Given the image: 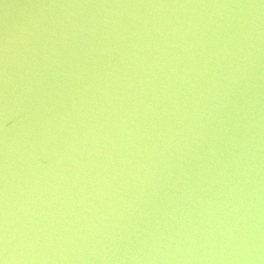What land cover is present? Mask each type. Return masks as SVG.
<instances>
[{
    "label": "water",
    "instance_id": "1",
    "mask_svg": "<svg viewBox=\"0 0 264 264\" xmlns=\"http://www.w3.org/2000/svg\"><path fill=\"white\" fill-rule=\"evenodd\" d=\"M0 181L264 243V0H0Z\"/></svg>",
    "mask_w": 264,
    "mask_h": 264
}]
</instances>
